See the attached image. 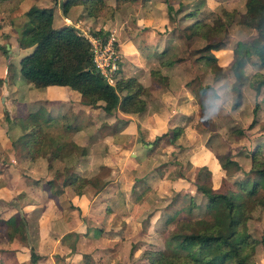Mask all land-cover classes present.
I'll use <instances>...</instances> for the list:
<instances>
[{"label": "rangeland", "instance_id": "1", "mask_svg": "<svg viewBox=\"0 0 264 264\" xmlns=\"http://www.w3.org/2000/svg\"><path fill=\"white\" fill-rule=\"evenodd\" d=\"M167 1L176 6L180 0ZM193 1L195 0H188L190 4H193ZM141 2L143 0L122 5L115 14L122 20L127 18L130 21L131 17L134 18L135 55L139 61L137 60L135 65L136 61L132 63L125 57H121V59L123 67L128 69L124 75H131V71L134 70L135 76L145 86L146 89L141 97L146 103V109L139 114L121 112L119 114L118 111H115L112 115L106 116L100 107L94 108L88 105H86L90 107L88 114L73 113L67 110L63 104L57 107L58 111L53 109L54 113H49L47 106L53 103H50V99L53 98L45 96L44 91H40L41 88L29 84L19 71L20 58L28 54L34 47L29 40L24 45L18 44L22 40L23 31L29 27L25 13L31 8H52L56 26L60 25L59 20L63 19L62 16L68 17L69 21H66L68 24L73 25L79 33L87 35L91 34V28L97 29L100 26L98 19L91 17L92 24L85 21L80 22L76 17L74 20L73 10L80 9L79 7L72 8L65 16L60 7V0H56V2L55 0H0V55L7 57L11 53V58L8 60L2 59L0 56V76L3 74L5 63L10 67L9 71L12 70L18 75V80L15 82H7L9 88L13 87L14 99L8 98V102L17 122V125L15 124L9 130L21 131L20 122H24L28 113L36 112L40 108H43L45 117L54 116L55 119L52 123L55 127L63 123L78 126L76 132L63 134L66 141L74 140L79 145V150L85 148L84 155H77V153L73 156L77 170L87 178L94 179L95 176H98L102 181H107L109 185H112V188L115 187V190L109 191L103 196L102 207L106 212L103 224L96 223L92 226V228L96 226L95 229L102 227L100 237L95 240H85L86 245L93 243L98 250L103 252L95 253L96 255L89 253L88 256L80 253L79 259L74 260L73 264H82L81 258L86 260L87 264H147L143 257L144 251L146 249H161L165 237L174 228L176 222L187 216V207L192 202L187 199L174 198L177 196L176 191L186 182L174 181L171 188L169 178L177 177L182 170L184 173L182 179H192L193 170L190 168L192 163L189 157L201 147L205 145L210 147L209 153L212 157H216L217 161L219 156L227 155L238 160L241 164L240 169L230 168L226 173L221 166L218 168L214 161L215 170H213L211 184L214 188L220 187V190L244 177L249 168L251 150L260 146L261 153L264 155V85L256 94L253 82L254 76L264 73V66L259 63L258 59L252 57L250 62L243 66L244 76L242 79H236L232 71L235 61L234 48L237 42L250 41L255 37L256 32L253 28L241 24L237 13L226 19H223L221 13L222 7L230 10L232 8L241 9L243 1L226 3V0H215L214 3L208 5L203 16L205 22L211 23L212 19L216 17L207 13L211 10L221 15L223 21L218 24L213 22L215 29L211 33H207L204 38H195L194 36L188 42L182 38H176L169 43H164L165 45L169 44V47L176 52V56L182 59L175 65L172 72L162 71L168 76L167 82L151 74L152 70L157 69V65L149 67L141 61L142 58L149 56L150 50L159 51L164 47L158 43L157 38H159L158 34H165V31L161 33L155 28L153 30L147 28L143 31L138 30L141 17H144L142 23L147 22L146 18L151 17V13L145 10V6ZM218 3L222 5L219 6ZM165 9L163 7L164 13ZM84 15L87 16L86 13ZM112 15L114 13L107 17ZM198 17L201 18L202 15ZM193 19L188 18L186 23H192ZM169 23L168 20L167 24L169 25ZM128 24L130 26V22ZM120 30L119 40L123 41L125 34L122 28ZM111 35L109 32L108 37ZM169 36L170 34H168ZM222 39L225 40V48L214 51L217 56V65L220 66L215 71L197 57L196 50L208 42ZM112 41L119 58L121 51L115 45V38ZM6 42L9 43V46ZM12 43L15 45L13 52L10 51ZM17 46L29 48H22L19 51ZM4 48L6 50H3ZM117 64L118 59L116 69L106 78L111 85L121 76L120 73L115 75ZM173 72L176 74L173 75ZM1 79L0 87L5 82L3 78ZM202 86L208 87L200 95ZM32 89L37 90V93ZM185 90L188 92H184ZM78 95L80 97L79 93ZM30 96L31 100L29 101ZM206 98L210 103L217 100L223 103L221 113L213 120L204 118L203 108ZM58 99L54 98L53 100L57 103ZM237 99L239 103L236 105ZM3 101V96L0 95V104ZM197 102L200 104L197 105ZM256 102H259L260 108L256 121L253 123V108ZM0 110L2 111V107ZM186 115L189 116L186 117ZM112 123L116 129L110 134ZM175 126L180 128V134L174 140V144H171L170 138L173 136V127ZM19 131L17 135H19ZM241 132L245 133V138H238L241 137L239 136ZM99 135L105 136V138L96 140ZM1 149L0 145V151ZM17 150L20 151V149ZM260 156L262 155L260 154ZM169 161L173 163L172 166H168L167 162ZM178 162L181 164V169H179ZM211 162L213 163V161ZM52 164L48 179L51 178L50 180L55 182V186H59V179L62 180V177L57 180L55 175L60 174L64 162L55 160ZM170 167L171 171L168 172ZM6 172L11 174V169L7 168ZM161 172L162 175H160ZM13 180L17 184L31 182L25 177H19L18 174H15ZM44 182L42 181L40 186L44 188L49 186ZM96 194V188L88 186L82 196H77L71 191H66L61 196L64 202L69 200L78 205L81 215L84 216ZM15 197H20V195L13 198ZM171 197L173 201L169 202ZM141 199L144 200V205L140 208L141 213L137 209L134 220L131 215L126 216L127 208L133 202L137 203ZM193 199L195 204L202 206L200 195L195 194ZM171 202L173 204L167 207L166 205ZM177 209H181V211L169 220L172 212ZM156 210L160 212L158 218L149 223L150 215ZM195 210L199 214L203 212V207L202 209L196 207ZM241 211L242 209L239 207L237 212L241 213ZM249 212L251 217L247 221L246 229L259 241L264 231V205H257ZM51 214V207L48 206L41 218L40 226L45 230V234L52 232V234L60 235L58 240L62 241L63 248L66 250L61 258L76 254V231L84 230L85 225L82 223L79 227L69 231L63 229V223L59 220L56 228L52 230L48 228L47 223ZM4 230L5 224H0V232L3 235ZM43 238L48 247L51 242L53 243V240L47 238L46 235ZM256 249L259 257L264 258V247L260 242L257 243ZM20 264L31 263L25 261ZM37 264H43L42 259H39Z\"/></svg>", "mask_w": 264, "mask_h": 264}, {"label": "trees", "instance_id": "2", "mask_svg": "<svg viewBox=\"0 0 264 264\" xmlns=\"http://www.w3.org/2000/svg\"><path fill=\"white\" fill-rule=\"evenodd\" d=\"M134 0H114V6L106 3V0H60V7L63 14L72 6L82 7L83 15L86 13L89 17L98 19H107L111 13L120 8L125 2ZM243 1L241 9L232 8V10L222 7L221 13L223 19L239 15V22L255 30L256 35L250 41L237 42L234 48V66L232 71L236 79H242L244 76V65L255 57L259 63L264 66V0H226L229 2ZM56 2V0H55ZM215 0H195L193 4L180 0L177 5H173L167 0H161V5L165 9V17L169 20V25L165 24L164 31L170 36L165 40V44L176 38H182L186 42L197 37L204 38L207 33H211L215 27L213 22L218 24L223 21L221 15L216 11H208L216 17L211 23L203 19L205 9ZM157 5V3H154ZM221 6V3H218ZM188 6L192 7L189 8ZM157 15L161 11L157 10ZM29 22V27L23 31V36L19 45H24L27 40L34 45L33 49L27 55L23 56L19 62V71L21 75L34 87L47 86H67L80 94L82 104L90 107H100L105 115H112L115 111L118 113H140L146 109V103L141 97L144 94L145 86L137 76L124 75L128 70L123 67L121 56L118 58L116 74L121 76L111 85L104 76L95 68L92 62V46L88 39L83 36L71 24L55 25L54 11L52 8H31L25 13ZM202 15L201 18L198 16ZM219 15V16H218ZM188 18H194L193 22L187 24ZM176 24H172V23ZM170 27V28H168ZM91 34L99 37L103 41L109 36V29L104 27V23L97 29L91 28ZM170 39V40H169ZM116 43V42H115ZM159 51L150 50L148 57L142 58V63L149 67L157 65L156 70L151 74L158 76L160 80L167 82V74L162 71H173L175 65L182 59L176 56L174 49L165 45ZM187 44V43H186ZM225 40H214L198 48L197 57L204 64L210 66L215 71L220 68L217 64V56L214 51L225 48ZM1 48V46H0ZM154 49V48H153ZM3 50H6L5 48ZM176 57V58H175ZM135 55V65L137 63ZM139 61V60H138ZM173 76V75H171ZM170 77V76H169ZM2 79L0 78V83ZM254 90L258 94L261 86L264 85V73L254 76ZM208 86H202L200 95L203 94ZM236 105L239 100L235 102ZM200 102H197V105ZM260 105L256 102L253 108V123L256 121ZM191 115V114H190ZM189 115H186V117ZM8 120V116L5 117ZM54 116L45 117L43 108L29 113L25 117V128L19 138L12 142L14 148H21L25 151V156L30 159L44 157L48 167L52 166L55 160L64 161V167L57 178L62 177V186H69L76 194H82L88 186L96 188V192L109 188L107 181H102L100 177L87 178L77 171L73 156L84 155L85 148L79 150V145L73 141L65 142L60 133H52L51 128H46L52 123ZM45 125V126H43ZM67 129H71L66 123ZM78 129V126L74 128ZM112 123V131H115ZM187 131V130H184ZM180 134L178 126L173 127V136L170 143ZM245 138V133H239ZM108 135V133H106ZM195 137V136H194ZM210 147L207 145L194 152L189 160L192 163L193 178H183V172L177 177L169 178V184L172 188V182L185 181L186 184L176 191L175 197L187 199L192 203L187 207V216L176 222L174 228L168 233L161 249H146L143 257L147 264H260L256 245L261 243L264 247V231L258 241L252 233L246 229V224L251 217V210L257 205H264V155L261 153L260 146L250 151L249 168L244 177L233 181L225 189L214 188L211 184L214 161L218 168L227 173L230 168L238 170L241 164L238 160L230 156L212 157L209 153ZM260 154L262 156H260ZM212 157V159H211ZM213 161V163L211 162ZM168 166L173 163L167 162ZM179 169H181V164ZM220 164V165H219ZM171 171V167L168 172ZM162 175V172L161 174ZM50 182V181H49ZM52 182V181H51ZM147 182V181H146ZM148 186V184L146 183ZM195 194L200 195L202 206L192 201ZM172 197L170 198V201ZM177 200V199H175ZM194 200V199H193ZM239 201V202H238ZM144 200L133 202L128 208L126 216L134 220L137 209L140 212ZM171 204H167L169 207ZM192 205V206H191ZM199 207L203 212L197 214L195 208ZM241 207V213L237 209ZM249 209V210H248ZM181 209L174 210L169 220L173 219L176 213ZM159 211L152 213L149 223L155 221L159 216ZM3 222L12 228V231H18L23 228V222L17 215H13ZM95 234H100L101 227L95 229ZM133 248V247H132ZM95 252V250H93ZM93 252V253H94ZM88 256V253H84ZM40 255L35 252L33 246L30 247V261L35 264ZM83 264L88 262L81 259ZM264 264V258L262 263Z\"/></svg>", "mask_w": 264, "mask_h": 264}, {"label": "crops", "instance_id": "3", "mask_svg": "<svg viewBox=\"0 0 264 264\" xmlns=\"http://www.w3.org/2000/svg\"><path fill=\"white\" fill-rule=\"evenodd\" d=\"M185 1L188 2V0ZM160 2L161 0H143V2H141L142 5L145 6V10L151 13V17L146 18L148 21L145 23H142L144 21V17H141L140 19L141 22H139L138 24L139 26L138 30L143 31L146 30V28L148 30L149 29L153 30V28H155V30L157 29L156 31H159L161 33L164 31V26L165 24H167V19L165 17V13L163 12V7ZM106 3L114 6V0H106ZM128 3L131 2H125L122 5H126ZM154 3H157V5ZM76 7H79L80 9L77 8L73 10L74 20L76 17L80 22L85 21L92 24L93 22L91 20V17L89 16L87 17L83 15L81 6L79 5L72 6L68 12H70L72 8H76ZM158 9L161 11L160 15H157L156 13ZM116 11L118 12V10L116 9L113 12L114 15H112L107 19H102V17L98 18L99 21L98 25H102V23H104V27L110 30L109 32L110 34H112L111 36L116 40L115 45L117 46L118 50L121 51L119 52L120 53L119 55L122 58L125 57L127 59H130L132 63H134L135 60V43H134L135 24L133 22L134 18L131 17L130 21H128L127 18L125 20L119 19L120 17L116 16L115 14ZM62 17L63 19L59 20L60 25L68 24L66 22L69 21L68 17H64V16ZM54 21H55V17H54ZM129 22H130V26L128 24ZM121 28L125 34L123 41L119 40L121 35V30H120ZM168 34L169 33H165L162 35L158 34L159 35V38H157L158 43L163 46L165 40L168 38ZM6 44L7 46H9L8 42H6ZM11 46L12 47L10 51L13 52L15 45L12 43ZM17 47L19 48V51H21L22 48L23 49L29 48L25 46L24 47L17 46ZM10 54L7 57H4L2 55L0 56L2 59L8 60L11 58ZM9 68L10 67L7 66V63H5L3 68L4 70L3 74L0 76V78H3L5 80L3 86L0 87V95L3 96V100H4L0 104V109L2 107V111L0 110V145L2 148L0 151V224H5L3 220H6L13 215H17L21 219L24 225L23 228H19L18 231H12L11 230L12 228H9V226L5 224L4 235L0 232V242H1L0 264H20L21 262H25V261L31 263L30 261L31 246H33L35 248V252L40 255L39 259H42L43 264H54L55 261H56L55 264H73L74 260L79 259L80 253L92 254L94 252L93 250H95L94 255H96L95 253L103 252L102 250H98L96 245H94L93 243H89V245H86L85 240L86 239L95 240L100 237L102 231L100 234L97 235L95 234L96 226L93 228L92 226L96 225V223H101V225L103 224L102 221L106 215V212L103 211L104 207H102V204L104 203L103 196L109 193V191L115 190V187L112 188V185H110L109 188L107 186L105 189L96 192L97 194L90 203L87 213L83 216L80 213V208L78 205H76L74 202L69 200L67 202H64L61 195L66 191H71L77 196H82L85 193L87 187L84 189V192L82 194H76L71 187L62 186L61 179H59L60 185L55 186V182L54 181L51 182L50 180L51 178L48 179L50 169L52 168V166L50 168L48 167V163L45 161L44 157L41 156L32 160L29 157L25 156V151L23 149H21L20 147L19 148L13 147L12 142L13 141L16 142V140L24 131L25 119L24 122L22 121L20 122L21 131L17 129H15L14 131L9 130V128L14 126L17 122L16 119L13 117V111L10 108L11 106L8 102L9 100L8 98H10V100L14 99L13 97L14 92L12 91L13 87L12 89L9 88L7 82L8 81L15 82V80H18L17 73L12 72V70L9 71ZM131 73H132L131 75L135 76L134 70H132ZM173 73H174L173 75L176 74L175 72ZM27 82L31 84L29 81ZM40 88L42 89L40 91H44V95L47 96L48 98H53V99L59 98L57 103L55 102V100L50 99L51 100L50 103L51 102L53 103L48 104L47 106V110L49 113H54L53 109H57V107L60 104H63L67 110H70L73 113L83 112L85 114H88L90 112L89 109L90 107L83 105L81 103L77 91L75 92V90L67 86L66 87L47 86ZM33 91L37 93V90H33ZM33 91L32 93H34ZM184 92H188V90H185ZM28 99L30 101L31 96ZM6 116L9 117L8 120L5 119ZM68 125H70L69 127L71 129H67L64 125H62V128L59 129V127H55L54 124H49L46 126V128H51L50 130H52V133L53 132L60 133L62 139L65 142H69L63 138V134L76 132L74 128L77 126L71 124ZM59 126L61 127V124ZM18 131H19V135H17ZM104 138L105 136L99 135L96 137V140L97 139L103 140ZM17 149H20V151ZM57 161H61V160H57ZM7 168L11 169V174L6 172ZM74 169L79 173V170H77L76 165L74 166ZM15 174H18V176L22 178L25 177L31 182L23 183V184L14 183L13 177L15 176ZM45 180L46 182H44ZM42 181L44 183H48L49 186L45 188L43 186H40ZM17 195H20V197L13 198L14 196ZM48 206L51 207V212H52L51 216L47 220L48 228L54 230V228H56L57 226V221L59 220L63 223L62 224L63 229L69 231L71 229H75L77 226L79 227L82 223L85 225L84 230L78 229L76 231L77 232V239L75 244L76 245L75 250L77 251L76 254L61 258L66 250L63 248L62 241L58 240L60 235L52 234V232H48L45 234V230L43 229V227L40 226L41 218L43 217L44 211ZM45 235L47 236V238H51L53 240V243L51 242L49 244V247L47 246V243L43 238L45 237ZM82 244L84 245L82 246ZM39 259L37 260V262L39 261ZM259 259L260 262L262 263L263 258L259 257ZM37 262L35 264H37Z\"/></svg>", "mask_w": 264, "mask_h": 264}, {"label": "built area", "instance_id": "4", "mask_svg": "<svg viewBox=\"0 0 264 264\" xmlns=\"http://www.w3.org/2000/svg\"><path fill=\"white\" fill-rule=\"evenodd\" d=\"M92 46V62L99 73L107 78L116 69L118 54L114 50L112 36L103 41L93 34H84Z\"/></svg>", "mask_w": 264, "mask_h": 264}, {"label": "clouds", "instance_id": "5", "mask_svg": "<svg viewBox=\"0 0 264 264\" xmlns=\"http://www.w3.org/2000/svg\"><path fill=\"white\" fill-rule=\"evenodd\" d=\"M223 108V103L221 101H212L211 103L206 98L204 100L203 114L204 118L207 120H213L218 116Z\"/></svg>", "mask_w": 264, "mask_h": 264}]
</instances>
